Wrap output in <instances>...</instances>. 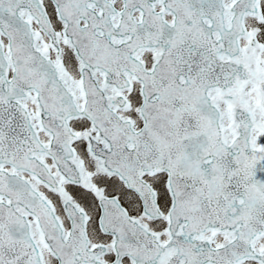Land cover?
Returning <instances> with one entry per match:
<instances>
[{
    "label": "snow or ice",
    "instance_id": "snow-or-ice-1",
    "mask_svg": "<svg viewBox=\"0 0 264 264\" xmlns=\"http://www.w3.org/2000/svg\"><path fill=\"white\" fill-rule=\"evenodd\" d=\"M0 264H264V0H0Z\"/></svg>",
    "mask_w": 264,
    "mask_h": 264
}]
</instances>
